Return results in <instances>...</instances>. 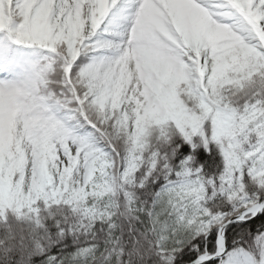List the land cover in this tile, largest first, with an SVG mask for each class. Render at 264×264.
<instances>
[{
	"label": "trees",
	"instance_id": "obj_1",
	"mask_svg": "<svg viewBox=\"0 0 264 264\" xmlns=\"http://www.w3.org/2000/svg\"><path fill=\"white\" fill-rule=\"evenodd\" d=\"M121 1L84 39L81 0H35L24 16L21 0H0V43L6 55L33 62L39 74L36 92L16 99L0 116L1 154L8 163L16 162L7 200L0 192V264H186L205 250L214 253L218 226L264 199L260 32L245 24L222 40L212 36L213 20L198 4L178 0L177 8L167 6L168 29L144 28L134 41L150 51L148 83L153 74L159 80L154 72L160 58H169L178 73L159 86L144 114L126 118L117 105L102 108L99 102L107 86L128 82L135 71L127 32L139 0ZM197 2L214 17L225 12L242 22L219 0ZM20 20L29 26L28 38L10 43L6 38ZM199 21L203 29L197 32ZM260 24L264 31V18ZM65 112L71 137L104 153L106 177L91 190L69 180L58 195L45 160L44 186L25 203L23 123L29 121L31 130L42 134L56 114ZM182 172L197 181L201 196L197 211L179 225L162 191L181 181ZM263 236L264 209L225 230L228 249L241 248L255 261Z\"/></svg>",
	"mask_w": 264,
	"mask_h": 264
},
{
	"label": "rangeland",
	"instance_id": "obj_2",
	"mask_svg": "<svg viewBox=\"0 0 264 264\" xmlns=\"http://www.w3.org/2000/svg\"><path fill=\"white\" fill-rule=\"evenodd\" d=\"M34 0H21L20 15L24 16L28 7ZM116 0H82V10L87 24V33L98 23L99 10L103 2L111 5ZM194 0H188L191 4ZM104 3V4H105ZM180 1L177 0H149L147 5H142V13L129 29V34L140 33L144 28H158L165 32L168 29L169 21L165 18L164 6H173L177 8ZM240 10L244 18L258 25V21L264 18V0H240ZM223 15L214 19L212 36L219 39H226L233 23L228 21ZM151 26V27H150ZM13 32L20 38L28 37V26L24 20L18 21L13 26ZM239 28L238 26H236ZM203 29V22L199 21L197 32ZM10 39V37H9ZM0 45V115L10 106L11 102L20 95L34 93L37 90V77L35 66L17 58L10 64L6 63L4 53ZM132 55H139V61L135 65V71L128 82H116L107 86L100 94V105L104 108L107 103L117 105L126 118L144 114L153 104L154 99L159 92V86L165 87L167 81H170L178 69L174 67L169 58L156 60V65L160 66L152 75V81L148 83L147 74L151 67L149 58L143 60L150 51L145 45L133 43L128 47ZM232 81H230L231 83ZM170 89L177 93L176 85H171ZM168 89L165 88V91ZM69 103L70 98L65 97ZM69 116L67 112L56 114L49 122L47 129L42 134H37L31 130L25 132V150L26 170L22 180V196L25 203H29L35 195L38 187H43L42 165L45 160L48 161L50 168L56 178V187L58 195L66 191L67 182L72 181L73 185L85 187L91 190L94 185L100 184L99 180L106 177L108 164L102 151H96L89 147L88 143H79L78 140L71 137L67 127ZM28 122L24 123L27 126ZM242 132V131H241ZM239 131V133H241ZM88 138L90 134H84ZM44 143H48L45 148ZM20 157L18 161H20ZM126 169L131 168L132 159L129 158ZM15 161L8 163V158L1 154L0 149V192L4 198L10 193V169ZM7 169H6V168ZM182 180L171 184L162 191V197L167 199L172 210L173 219L177 224H182L199 208L198 200L201 196L197 181L185 172H182ZM261 245V256L259 261H255L246 251L240 249H226L220 264H264V236L259 240ZM223 247L221 246L220 249Z\"/></svg>",
	"mask_w": 264,
	"mask_h": 264
},
{
	"label": "water",
	"instance_id": "obj_3",
	"mask_svg": "<svg viewBox=\"0 0 264 264\" xmlns=\"http://www.w3.org/2000/svg\"><path fill=\"white\" fill-rule=\"evenodd\" d=\"M264 209V199L258 200L255 203L246 206L243 210H241L238 214L231 216L225 222L219 225L217 235H216V251L214 254L210 255L206 250L203 254L199 255L197 258L193 259L192 261L186 264H204L209 261L217 260L222 258L224 255L227 245H226V238H225V230L228 225L239 222V221H246L250 220L253 217L257 216L262 210ZM223 245V249L220 250L219 248Z\"/></svg>",
	"mask_w": 264,
	"mask_h": 264
}]
</instances>
